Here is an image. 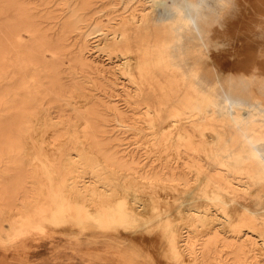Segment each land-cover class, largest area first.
<instances>
[{"label": "bare ground", "instance_id": "bare-ground-1", "mask_svg": "<svg viewBox=\"0 0 264 264\" xmlns=\"http://www.w3.org/2000/svg\"><path fill=\"white\" fill-rule=\"evenodd\" d=\"M243 3L251 15L242 10L247 16L230 22L247 31L244 44L233 42L250 56L231 53L240 57L232 60V49L229 57L215 42L234 34L218 31L217 21L237 16ZM257 26L264 30V0H0V242L57 233L106 250L112 262L131 264L132 250L137 264H161L148 249L151 236L131 229L144 228L141 210L150 201L131 193V204L126 195L96 202L108 197L114 175L135 189H171L164 197L173 219L165 215L157 226L173 264H264V37ZM90 30L108 64L116 62L111 71L134 85L117 88L106 64L86 55ZM72 34L81 37L72 41ZM37 135H48L44 141L60 153L67 148L66 162L76 168L46 158L41 144L31 143L30 157ZM129 135L147 139L122 141ZM132 143L146 158L151 150L152 162L130 153Z\"/></svg>", "mask_w": 264, "mask_h": 264}, {"label": "rangeland", "instance_id": "rangeland-1", "mask_svg": "<svg viewBox=\"0 0 264 264\" xmlns=\"http://www.w3.org/2000/svg\"><path fill=\"white\" fill-rule=\"evenodd\" d=\"M29 1H32V2H37V0H29ZM254 1V0H253ZM244 4V3H243ZM249 4L247 3V4H244L243 6H241V5H239L240 6V8H241V12H238L239 10L238 9H240L239 8V6H236L234 9H235V15H237V13L241 16V18L242 17H246L248 14L249 15H251V13H248L247 11H249V10H254V11H252V13L253 12H255V10L257 11V6H258V4H257V2L256 3H254V4H252L253 6H250L249 5V7H247V8H249V10L246 8V6H248ZM255 6H256V8H255ZM246 8V10H245V8ZM253 7V8H252ZM242 10H244L246 13H247V15H246V13L244 12H242ZM251 11H249V12H251ZM243 16H242V15ZM245 14V15H244ZM254 14V13H253ZM239 15H237V16H234V17H232V18H229L228 20L226 19L225 20V18H224V20L222 21V19H223V17H220L219 19H218V21H217V26H219L218 27V31H220V29L221 28H223V27H225L226 29L227 28H229V29H227V31H228V33L229 32H231V35H232V32H233V34L234 35H232L231 37H229L230 38V41L229 40H227V39H229V38H227V39H224L223 38V40H225V41H223V40H218L219 42H217V44H216V42H215V46L217 47H215L216 49H221V47H222V49L221 50H219V51H222V50H229V48H231L232 50L229 52V51H226L227 53L229 52L230 54L231 53H234V54H237V52H240V53H238V55L240 54H244L242 51H243V49H241V50H239L240 48H237V47H240V45L239 44H244V43H242L244 40V38L242 39V37H245V40H246V33H247V31L246 30H243V33L241 32L242 31V29H241V25L239 26L240 27V29H241V31H240V29H239V27L238 26H236L235 24H234V21L236 20H240L241 18H239L240 16ZM239 16V17H238ZM236 17H238V18H236ZM231 19H235L234 21H233V25L232 26H234V27H232L231 26V23L232 22H230L231 21ZM228 21L230 22V23H228ZM222 22H223V24H222ZM225 23L227 24V26L229 25V27H227L226 25H225ZM240 23V22H239ZM236 24L237 25H239L238 24V22H236ZM221 26V27H220ZM223 26V27H222ZM237 27V29H236V27ZM230 27H232V28H235L236 30H238V31H236V30H234V29H232V28H230ZM259 26H257V28H258ZM224 28V29H225ZM244 28V27H243ZM256 28V30H255V32H257L258 31V34H259V37H264V30H262V32H261V28L259 27V29H257ZM224 29H221V30H223L224 31ZM234 30V31H233ZM259 30H260V32H259ZM84 31V30H83ZM91 31V30H90ZM90 31H88L89 33L86 35V39L88 40V46L86 47V55H88L89 57H91V58H94V59H97V60H100V61H102V63H105L106 64V66H105V70H107V73H106V75H107V78L108 79H110V80H113L114 82H116L118 85H116V87L117 88H119L120 87V85H121V83H125V84H129V85H134V84H132V82L129 80V78L126 76V75H124V74H122L121 72H120V70L118 69V70H113V71H111V69L112 68H110V67H112L113 65H115V63L116 62H114L113 64H108L109 63V59H108V55L106 54V52L105 51H101V50H98V48L97 47H95L94 45L98 42V38H99V36L97 35V32L96 31H94V32H90ZM239 31L242 33V35H241V38L239 37L240 36V33H239ZM234 32H237L236 34H238V36L234 33ZM244 32H245V35L246 36H244ZM80 33H82V32H80ZM236 35V36H235ZM234 36L236 37V40L234 39H231V38H234ZM79 37H81V34H78L76 37L74 36V34H72V36H71V38L70 39H72V41H74V40H79ZM222 39V38H221ZM238 39H240L239 41H238ZM242 39V40H241ZM217 40V39H216ZM232 40V41H231ZM223 41V42H222ZM233 41H237L238 43H234ZM242 41V42H241ZM229 44H228V43ZM230 42H232L231 44H233L234 46H231L230 45ZM246 42V41H245ZM219 43V44H218ZM221 43V44H220ZM225 43H227V44H225ZM224 44H225V46H224ZM235 44H237V46L235 45ZM226 45H228L227 47H226ZM230 45V46H229ZM239 45V46H238ZM251 45V44H250ZM250 45H249V47H250ZM213 47V50L216 52H218V50H216L215 48ZM224 47V48H223ZM242 47H244L243 45H242ZM241 47V48H242ZM226 48V49H225ZM235 48H237V49H235ZM250 48H253V47H250ZM233 51H235V52H233ZM242 52V53H241ZM214 53V52H213ZM228 53V54H229ZM210 54H211V52H210ZM230 54H229V57H230ZM234 54H231V55H233L234 57H231V59L232 58H235V57H237V56H235ZM241 55V56H242ZM247 56H250L249 54H246ZM246 55H244V56H246ZM244 56H242V57H244ZM238 58V57H237ZM237 58H235V60L237 59ZM245 58V60H248V58L247 57H244ZM244 58H241V60L242 59H244ZM250 58V57H249ZM118 59H119V57H114V60H116V61H118ZM239 60H240V57L238 58ZM237 59V60H238ZM232 60H234V59H232ZM119 62V61H118ZM116 68V67H115ZM121 77V78H120ZM129 115L130 116H132L133 115V113L130 111L129 112ZM46 136H47V138L49 139V136L48 135H45V136H41V137H39V135H37V136H34V139H37V140H34V141H29V145H28V147H27V149L31 146V143H36V144H41V153L43 154V155H45L46 156V158H49V159H51L52 157H58V158H60L61 159V162L63 163V164H67L68 165V167H69V169L71 170V171H73V169H75L76 167V165L74 164V163H67L66 161H68V159H66L67 158V148H63V150L61 151V153L58 151V149H57V147H53V146H49V145H47L46 144V142L44 141V140H48L47 138H46ZM36 137V138H35ZM45 137V138H44ZM40 138V139H39ZM121 138L123 139L122 141H132V140H135V139H147V137H135V136H132V135H129V136H121ZM38 139H39V141H38ZM63 139H67V138H63ZM39 142V143H38ZM63 142H68V143H70L71 144V142H69V141H66V140H61V141H59V143H63ZM45 147V148H44ZM48 148V149H47ZM128 148V150L130 151V153H132V154H134V155H136V157L138 158V159H143V160H148V163H151L152 162V160H153V157H152V151L150 150L147 154L150 156L149 158H146L145 157V154L146 153H144V150L145 149H141V148H139V147H137L134 143H132L130 146H128L127 147ZM33 150V152H34V154H35V148L34 147H30L28 150ZM46 149H47V151H46ZM52 149H55V150H52ZM26 151V153L28 152V155L31 157V155H32V151ZM50 150V151H49ZM54 151H55V153H54ZM30 152H32L31 153V155L29 154ZM46 153V154H45ZM48 153V154H47ZM56 153H57V155H56ZM74 153V152H73ZM32 155V157H34L35 155ZM51 154V155H50ZM50 155V156H49ZM65 159V160H64ZM72 164H74V165H72ZM70 165V166H69ZM108 177L111 179L112 178V181H111V184H110V189L111 188H113V186H114V188L112 189V191L111 190H109L108 191V193L109 194H111V195H109L108 194V197L106 196V194H104L103 195V197H99V199H97V203H106V200H107V202H111V200H112V202L117 198V197H119V196H122V195H124V197H125V195H126V198H125V202L127 201V203L128 204H131L130 203V201H132V199H128V198H131L132 197V195L134 196V194H135V196L137 197V199H140L139 201L140 202H145V201H147V203H148V201H150L149 203H148V206L146 205V209H147V213H146V211H144V210H141L142 212L141 213H143L142 215L144 216V217H147V222L145 223V225H144V228H142V227H138V226H140V224H141V222H138V223H135L134 224V227L133 228H131L132 230H139V231H141V232H143V233H145V235H147V236H151V239H150V241H151V246H150V244H149V247H148V244H147V246L146 247H148V249L153 253V257H155V260H157V261H161L160 263L161 264H173L174 262H173V260H172V258L170 257L171 256V254L168 252V249H167V242H166V239L164 238V231L159 227V226H157L158 225V220H165V219H173V218H171L170 216H168V211H170L171 210V208L169 207V204L167 203V201L165 200V198L166 197H164V196H166L168 193H170V190L168 189V188H165V185L164 184H161V185H149V186H146V188L145 187H142L141 185L142 184H137V188L135 189V186L133 187L132 186V184L131 183H126L127 181H126V179H125V181L124 180H122V179H118V178H121V177H118V176H114V175H108ZM114 178V179H113ZM116 180V182H114ZM120 181V182H119ZM118 183H120V184H118ZM126 183V184H125ZM123 184H125V190L126 189H128V191L130 192H128L127 190L125 191V190H123L124 189V187H123V189H121V186L123 185ZM135 184H136V182H135ZM121 185V186H120ZM128 185V186H127ZM124 186V185H123ZM132 186V187H131ZM162 188H161V187ZM128 187V188H127ZM131 187V188H130ZM141 187V188H140ZM150 187V188H149ZM159 187H160V189H159ZM164 187V188H163ZM68 189L70 188V187H67ZM101 189H102V187H100ZM143 188V189H142ZM154 188V189H153ZM116 189V191H113V190H115ZM117 189H118V191H117ZM132 189H134V191L132 190ZM139 189L141 190V191H139ZM146 189V190H145ZM150 189V190H149ZM70 190H71V188H70ZM143 190H144V192H143ZM155 190V191H154ZM168 191L167 193H166V191L165 192H163L162 193V191ZM99 191H100V189H99ZM104 190H102V191H100L101 193L103 192ZM131 191H133V192H131ZM136 191H138V192H136ZM147 191V192H146ZM157 191V193H155ZM159 191V192H158ZM161 191V192H160ZM113 192H115L116 194H112ZM126 192H128V195H127V193ZM143 192V193H142ZM150 194H149V193ZM107 193V192H106ZM131 193H132V195H131ZM141 193V194H140ZM147 195H146V194ZM153 193V194H152ZM136 194H139L138 196L136 195ZM157 194V195H156ZM160 194H162L161 196H158V195H160ZM112 195H113V197H112ZM117 195V196H116ZM130 195H131V197H130ZM142 196V197H139V196ZM145 195V196H144ZM106 196V197H105ZM152 196V197H151ZM105 197V198H104ZM109 197H110V199H109ZM144 197V198H143ZM145 197H147V198H145ZM159 197H160V199H159ZM161 197L162 198H164V200L163 199H161ZM102 198V199H101ZM113 198V199H112ZM115 198V199H114ZM156 200H155V199ZM147 199V200H146ZM153 199V200H152ZM134 200H136V199H134ZM143 200V201H142ZM159 200H161V201H159ZM163 200V201H162ZM129 201V202H128ZM157 201V202H156ZM166 201V202H165ZM156 202V203H155ZM159 202V203H158ZM162 202V203H161ZM90 203V205H92V207H93V203L92 202H89ZM146 202H145V204H147ZM157 204L158 203V205H156V206H154L155 204ZM161 203V204H160ZM167 205H166V204ZM149 204H151L152 206H153V209H154V212H153V210H150L151 209V205H149ZM154 204V205H153ZM163 204H164V207H163ZM161 205V206H160ZM158 206H159V208H158ZM162 207H163V209H162ZM167 207V208H166ZM161 209V210H158V209ZM145 209V210H146ZM157 209V210H156ZM168 209H170V210H168ZM164 211L163 212V214H162V212H160L159 214H158V212L159 211ZM150 211V212H149ZM148 212H149V214H148ZM147 214H148V216H147ZM150 214H151V217H150ZM165 215H167L168 216V218H167V216H165ZM172 215V214H171ZM142 216V220H143V217ZM161 217V218H159V217ZM154 220V221H153ZM151 221V222H150ZM163 221L162 222H160V223H163ZM156 227V228H155ZM56 228H58V227H56ZM156 231V232H155ZM157 231H158V233H157ZM155 233V234H154ZM41 234H44V235H47V234H45V233H41ZM54 234H57V233H54ZM152 234H153V236H152ZM156 235V236H155ZM152 237H153V239H152ZM158 237H160L161 239L159 240V238ZM154 239H156V240H154ZM152 240H153V242H152ZM158 240V242H157V244H156V241ZM162 240V241H161ZM155 241V242H154ZM161 241V242H160ZM164 241V242H163ZM162 243H165V244H162ZM154 244H156V245H154ZM160 244H161V246H160ZM146 245V244H145ZM162 245L164 246L165 245V247H162ZM153 246V247H152ZM157 246V247H156ZM116 247H117V245H116ZM156 248L155 250L153 249V248ZM114 249H116V248H114ZM119 249V248H118ZM159 249V250H158ZM164 249V250H163ZM158 250V251H157ZM126 252H130V254H131V257L133 258V260L131 261V264H137L136 262H135V260H134V253H133V251L132 250H127ZM261 252V251H260ZM260 252H258L259 254H260ZM161 254H162V256H161ZM254 255V254H253ZM252 255V256H253ZM262 254H260L259 256H261ZM159 258H157V257ZM258 256V257H259ZM160 258H161V260H160ZM153 260H154V258H152ZM258 259H260V258H258Z\"/></svg>", "mask_w": 264, "mask_h": 264}, {"label": "crops", "instance_id": "crops-1", "mask_svg": "<svg viewBox=\"0 0 264 264\" xmlns=\"http://www.w3.org/2000/svg\"><path fill=\"white\" fill-rule=\"evenodd\" d=\"M92 250L72 244L67 236L34 232L0 242V264H119L106 250Z\"/></svg>", "mask_w": 264, "mask_h": 264}]
</instances>
